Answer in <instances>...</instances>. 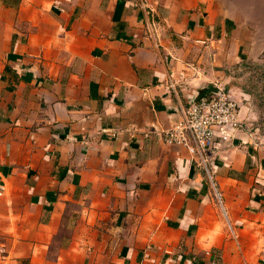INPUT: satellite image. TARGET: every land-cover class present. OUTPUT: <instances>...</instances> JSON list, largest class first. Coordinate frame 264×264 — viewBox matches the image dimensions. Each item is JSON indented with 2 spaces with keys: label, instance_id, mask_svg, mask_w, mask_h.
<instances>
[{
  "label": "crops",
  "instance_id": "0c3cea01",
  "mask_svg": "<svg viewBox=\"0 0 264 264\" xmlns=\"http://www.w3.org/2000/svg\"><path fill=\"white\" fill-rule=\"evenodd\" d=\"M215 83L216 190L159 134ZM0 264H264V0H0Z\"/></svg>",
  "mask_w": 264,
  "mask_h": 264
},
{
  "label": "built area",
  "instance_id": "2783aa9c",
  "mask_svg": "<svg viewBox=\"0 0 264 264\" xmlns=\"http://www.w3.org/2000/svg\"><path fill=\"white\" fill-rule=\"evenodd\" d=\"M238 104L221 84L181 109L178 121L159 131L167 144H182L194 151L195 161L212 181L211 159L216 141L227 142L245 128L238 119ZM153 130L145 132L148 136ZM216 190V189H215ZM220 200V193L215 192Z\"/></svg>",
  "mask_w": 264,
  "mask_h": 264
}]
</instances>
